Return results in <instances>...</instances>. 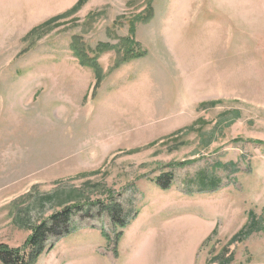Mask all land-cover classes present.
Returning <instances> with one entry per match:
<instances>
[{
    "label": "rangeland",
    "instance_id": "374dc122",
    "mask_svg": "<svg viewBox=\"0 0 264 264\" xmlns=\"http://www.w3.org/2000/svg\"><path fill=\"white\" fill-rule=\"evenodd\" d=\"M77 1L0 0V244L74 206L34 264H264V0Z\"/></svg>",
    "mask_w": 264,
    "mask_h": 264
},
{
    "label": "trees",
    "instance_id": "16d2710c",
    "mask_svg": "<svg viewBox=\"0 0 264 264\" xmlns=\"http://www.w3.org/2000/svg\"><path fill=\"white\" fill-rule=\"evenodd\" d=\"M85 0H78L72 7L71 11L79 9ZM56 17L50 18L43 23L49 25ZM36 30V29H35ZM154 144H151L152 146ZM168 182H158L161 189L170 187V177L165 174ZM101 213L107 214L108 218L115 227L123 228L126 225V219L122 216L121 207L114 201L107 205L99 202L97 206ZM90 209L83 211L74 206H68L65 209L51 214L46 220L38 222L30 229V233L24 243L19 248H10L7 245L0 244V264H34L36 260L43 254L53 250L57 241L61 238L72 234L74 227L72 226V218L75 213L80 214L82 219L90 218ZM249 227V226H248ZM243 231H241L242 233Z\"/></svg>",
    "mask_w": 264,
    "mask_h": 264
}]
</instances>
